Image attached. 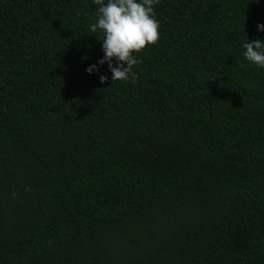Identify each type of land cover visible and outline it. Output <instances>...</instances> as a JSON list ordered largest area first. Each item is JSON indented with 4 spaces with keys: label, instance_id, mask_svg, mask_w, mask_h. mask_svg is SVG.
<instances>
[{
    "label": "trees",
    "instance_id": "obj_1",
    "mask_svg": "<svg viewBox=\"0 0 264 264\" xmlns=\"http://www.w3.org/2000/svg\"><path fill=\"white\" fill-rule=\"evenodd\" d=\"M95 12L0 0V264H264V0H159L135 84Z\"/></svg>",
    "mask_w": 264,
    "mask_h": 264
},
{
    "label": "clouds",
    "instance_id": "obj_2",
    "mask_svg": "<svg viewBox=\"0 0 264 264\" xmlns=\"http://www.w3.org/2000/svg\"><path fill=\"white\" fill-rule=\"evenodd\" d=\"M159 0H92L96 5L95 21L88 25L93 33H102L103 56L95 64L85 68L92 74L99 66L107 64L112 81H130L135 84L137 74L132 70L140 61L134 55L146 45L155 44L160 36L159 20L155 16L154 5ZM258 32L264 31V24L257 23ZM243 57L250 66L264 70V41L247 40L242 43ZM115 60V64L113 63ZM107 77L99 75L103 83ZM15 196V192L12 193Z\"/></svg>",
    "mask_w": 264,
    "mask_h": 264
}]
</instances>
